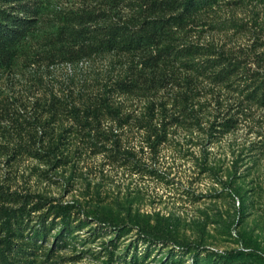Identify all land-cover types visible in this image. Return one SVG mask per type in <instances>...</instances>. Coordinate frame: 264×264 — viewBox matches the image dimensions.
<instances>
[{"label": "rangeland", "instance_id": "obj_1", "mask_svg": "<svg viewBox=\"0 0 264 264\" xmlns=\"http://www.w3.org/2000/svg\"><path fill=\"white\" fill-rule=\"evenodd\" d=\"M41 1L27 42L36 59L71 12H103L118 24L162 15L146 0ZM170 36L173 49L156 66L148 54L111 51L0 71V185L68 203L89 223L56 250L66 257L57 264H104L108 250L123 264H161L171 247L188 244L192 251L174 264H213L207 252L232 250L247 253L242 264H264V103L248 96L264 77V0H215ZM226 66L230 73L219 76ZM53 98L65 109L50 120ZM48 140L54 157L30 155ZM45 210L34 208L31 222ZM102 220L126 231L101 228ZM140 231L169 245H147Z\"/></svg>", "mask_w": 264, "mask_h": 264}, {"label": "trees", "instance_id": "obj_2", "mask_svg": "<svg viewBox=\"0 0 264 264\" xmlns=\"http://www.w3.org/2000/svg\"><path fill=\"white\" fill-rule=\"evenodd\" d=\"M211 2L215 0H146L147 6L159 9L162 15L144 17L138 24L109 22L103 12V17L101 13L98 14L99 12L88 10L71 12L55 28L53 36L49 39L50 49L45 55L36 59L31 55L33 50L28 48L27 42L38 30L43 9L42 1L0 0V71L11 69L18 65L19 61L31 63L46 60L49 66L59 61L77 62L92 55L111 51L148 54L147 57L156 66L157 62L164 59L173 49L171 46L173 37L170 36L172 26L181 27L188 16L204 9ZM153 48L157 51L155 55L150 54ZM190 51L188 53H196ZM228 66L219 69L218 75L221 77L228 75L231 71ZM252 83L248 96L264 103V77H256ZM129 88L130 85L126 83L119 86L123 92H129ZM37 103L35 100L34 105ZM100 104L105 110L117 113L105 99L101 100ZM47 105L50 120H54L58 109L62 111L65 109L57 98L55 104L54 101L49 100ZM89 116L93 117V110L87 109L84 116L85 125ZM33 125L37 132L36 119L33 120ZM37 142L40 143L41 138L38 137ZM55 149H57L56 143L48 140V146L44 151H33L30 155L37 158H43L45 155L54 157ZM35 199L38 201L31 204ZM237 202L238 207L243 206V202L239 200ZM34 208L38 210L46 208V210L31 222L30 213ZM73 213L75 214L72 205L68 203L48 204L47 200L37 199L30 194L10 192L0 185V264H57L59 260L66 259L57 254L56 250L60 247H68V240L73 238L75 228L89 225L87 221L74 216ZM49 217L51 218L48 219ZM99 226L104 229H113L112 226H115L120 230L117 235L127 228L125 223H110L103 220ZM52 229L57 231L52 236V247L47 248L46 243ZM139 234L141 241L146 242L147 245L153 247L169 245L167 239L153 236L150 232L140 231ZM43 241L46 242L42 243ZM189 247V244L177 250L171 247L170 253L162 257L160 263L174 264L178 259L175 258L176 256L180 257L183 253L192 251ZM197 253L202 251L195 250L196 256ZM246 255L247 253L241 250H232L219 254L207 252L205 258L213 264H242ZM121 261L119 257L113 258L112 250H108L107 259L103 263L123 264ZM197 261L194 259V264H197Z\"/></svg>", "mask_w": 264, "mask_h": 264}]
</instances>
